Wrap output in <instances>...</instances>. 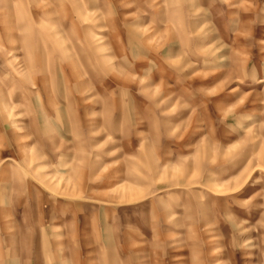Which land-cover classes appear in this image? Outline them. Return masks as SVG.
Wrapping results in <instances>:
<instances>
[{"label":"rangeland","instance_id":"1","mask_svg":"<svg viewBox=\"0 0 264 264\" xmlns=\"http://www.w3.org/2000/svg\"><path fill=\"white\" fill-rule=\"evenodd\" d=\"M0 264H264V0H0Z\"/></svg>","mask_w":264,"mask_h":264}]
</instances>
